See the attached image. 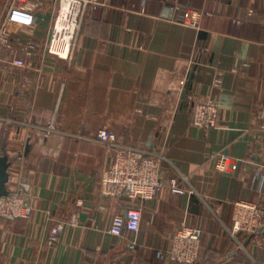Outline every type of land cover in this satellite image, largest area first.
Wrapping results in <instances>:
<instances>
[{
  "label": "crops",
  "instance_id": "0c3cea01",
  "mask_svg": "<svg viewBox=\"0 0 264 264\" xmlns=\"http://www.w3.org/2000/svg\"><path fill=\"white\" fill-rule=\"evenodd\" d=\"M190 10L200 13L196 27L186 24ZM44 22L32 67H14L0 50L6 187L26 184L32 204L28 217L0 219V264H171L183 226L200 233L195 264H264V227L231 234L234 202L264 209L254 174L264 162V0H100L70 45ZM210 100L217 125L201 130L193 106ZM113 144L162 156L152 199L100 193ZM131 207L141 209L139 230L112 236L113 216Z\"/></svg>",
  "mask_w": 264,
  "mask_h": 264
},
{
  "label": "built area",
  "instance_id": "2783aa9c",
  "mask_svg": "<svg viewBox=\"0 0 264 264\" xmlns=\"http://www.w3.org/2000/svg\"><path fill=\"white\" fill-rule=\"evenodd\" d=\"M43 1L51 11L52 26L50 37L53 41L72 44L80 31L85 12L89 6L100 5V0H8L0 20V50H5L10 57L11 65L17 68L33 66L39 44L34 39L35 30L39 23L45 21V13L38 9ZM186 24L197 26L200 13L190 10ZM12 29V30H11ZM15 33V34H14ZM219 116L217 104L213 101L198 102L193 106L191 122L201 129L216 128ZM261 129L264 132V115L261 118ZM46 135L54 131L51 121L45 127ZM114 153L111 166L105 170L99 181L100 193L108 197L125 196L131 201H146L152 199L161 187L160 160L162 156L148 155L144 150L121 145H109ZM229 160L220 156L216 167L226 171ZM255 177L264 179V162L259 164ZM173 192L183 194L175 179L170 180ZM29 187L22 184V191L9 192L0 198V219L13 221L28 217L32 204L27 200ZM74 221V217L72 219ZM141 222V209L128 208L124 214L113 216L109 233L120 237L125 231L136 232ZM264 227V209L258 204L246 200H238L233 204L231 234L244 232L258 235ZM62 229L57 225L51 229L49 243L56 240L57 233ZM199 230L192 227H181L174 234L168 250V261L171 264H195L199 257ZM133 248V243L129 245Z\"/></svg>",
  "mask_w": 264,
  "mask_h": 264
},
{
  "label": "water",
  "instance_id": "95a60500",
  "mask_svg": "<svg viewBox=\"0 0 264 264\" xmlns=\"http://www.w3.org/2000/svg\"><path fill=\"white\" fill-rule=\"evenodd\" d=\"M27 150H28V145L26 147V151ZM10 164L11 161L8 159V155L5 149L3 148L2 151L0 152V198L2 196H6L9 193L6 184L9 179L8 168Z\"/></svg>",
  "mask_w": 264,
  "mask_h": 264
},
{
  "label": "rangeland",
  "instance_id": "374dc122",
  "mask_svg": "<svg viewBox=\"0 0 264 264\" xmlns=\"http://www.w3.org/2000/svg\"><path fill=\"white\" fill-rule=\"evenodd\" d=\"M8 0H0V20L2 18V15L4 13V10L6 8ZM41 6L39 7V11L42 12L43 14L45 13V22L48 27L52 26V21H51V11L47 9L46 5L43 6V1H40ZM43 23V22H42ZM40 24V23H39ZM12 30V29H11ZM15 34V33H14ZM51 34V33H50Z\"/></svg>",
  "mask_w": 264,
  "mask_h": 264
}]
</instances>
